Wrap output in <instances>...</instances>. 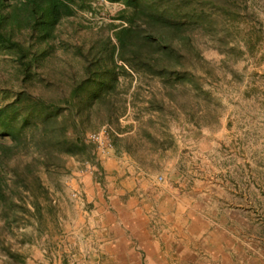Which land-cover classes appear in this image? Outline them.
Segmentation results:
<instances>
[{"label":"rangeland","instance_id":"374dc122","mask_svg":"<svg viewBox=\"0 0 264 264\" xmlns=\"http://www.w3.org/2000/svg\"><path fill=\"white\" fill-rule=\"evenodd\" d=\"M120 7L110 3L94 14L78 11L77 19L94 26L119 24L113 18ZM261 18L260 25H221L213 35L197 36L199 58L192 64L198 90L177 87L169 99L170 88L157 81L149 87L135 78L122 84V115L86 134L96 147L94 163L64 157L59 167L36 168L39 184L30 176L16 224L6 225L0 199V264H33L38 249L59 241L72 248L86 245L91 187L104 194L124 179L137 185L145 179L166 181L193 198L196 210L228 228L229 241L239 249L236 257L264 264V12ZM63 66L66 77L80 73L76 62ZM10 72L0 52V77ZM151 95L163 102L161 110L149 109ZM3 96L0 102L7 100ZM83 252L87 256L75 251Z\"/></svg>","mask_w":264,"mask_h":264},{"label":"trees","instance_id":"16d2710c","mask_svg":"<svg viewBox=\"0 0 264 264\" xmlns=\"http://www.w3.org/2000/svg\"><path fill=\"white\" fill-rule=\"evenodd\" d=\"M108 1L121 5L113 18L119 24L77 19L78 11L98 10L88 0H0V52L11 67L0 77L7 99L0 102V199L7 226L24 209L30 176L39 184L36 168L59 167L64 157L94 163L96 147L86 134L122 115V84L157 81L170 88L169 99L177 87L198 90L192 64L199 58L197 36L213 35L221 25H260L264 12V0ZM243 43L250 46L247 38ZM74 62L80 73L66 77L63 65ZM148 104L163 108L155 95Z\"/></svg>","mask_w":264,"mask_h":264},{"label":"crops","instance_id":"0c3cea01","mask_svg":"<svg viewBox=\"0 0 264 264\" xmlns=\"http://www.w3.org/2000/svg\"><path fill=\"white\" fill-rule=\"evenodd\" d=\"M170 187L148 179L114 181L104 194L91 187L88 243L47 245L33 264H252L236 257L228 228Z\"/></svg>","mask_w":264,"mask_h":264},{"label":"built area","instance_id":"2783aa9c","mask_svg":"<svg viewBox=\"0 0 264 264\" xmlns=\"http://www.w3.org/2000/svg\"><path fill=\"white\" fill-rule=\"evenodd\" d=\"M91 4H93L94 6H96L99 9H105L108 7V5L110 4V2L108 0H88ZM96 136V134H92V138H94Z\"/></svg>","mask_w":264,"mask_h":264}]
</instances>
